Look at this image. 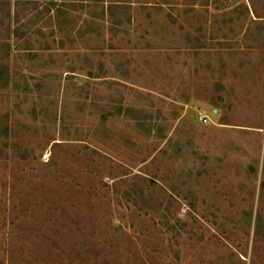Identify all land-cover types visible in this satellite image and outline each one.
<instances>
[{
  "label": "rangeland",
  "instance_id": "1",
  "mask_svg": "<svg viewBox=\"0 0 264 264\" xmlns=\"http://www.w3.org/2000/svg\"><path fill=\"white\" fill-rule=\"evenodd\" d=\"M18 2L0 264H264V0Z\"/></svg>",
  "mask_w": 264,
  "mask_h": 264
},
{
  "label": "trees",
  "instance_id": "2",
  "mask_svg": "<svg viewBox=\"0 0 264 264\" xmlns=\"http://www.w3.org/2000/svg\"><path fill=\"white\" fill-rule=\"evenodd\" d=\"M19 0H15L13 3V6L18 7V2ZM12 5V0H0V24L4 22V19L11 20L12 18H17V12H15V7H14V12L13 9L11 8ZM3 49L5 50V55H8V52L10 50V44L8 42L3 43ZM3 57L0 59V84L6 83L8 80V67L7 65L2 61Z\"/></svg>",
  "mask_w": 264,
  "mask_h": 264
},
{
  "label": "built area",
  "instance_id": "3",
  "mask_svg": "<svg viewBox=\"0 0 264 264\" xmlns=\"http://www.w3.org/2000/svg\"><path fill=\"white\" fill-rule=\"evenodd\" d=\"M200 120H202L203 122H207L208 118L205 115H202L200 117Z\"/></svg>",
  "mask_w": 264,
  "mask_h": 264
}]
</instances>
